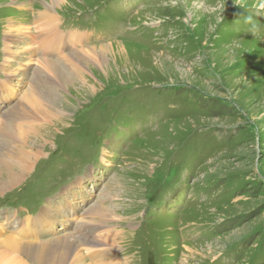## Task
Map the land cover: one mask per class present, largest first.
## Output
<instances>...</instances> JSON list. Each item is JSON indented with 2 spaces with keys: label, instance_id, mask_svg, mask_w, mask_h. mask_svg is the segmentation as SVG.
Here are the masks:
<instances>
[{
  "label": "rangeland",
  "instance_id": "rangeland-1",
  "mask_svg": "<svg viewBox=\"0 0 264 264\" xmlns=\"http://www.w3.org/2000/svg\"><path fill=\"white\" fill-rule=\"evenodd\" d=\"M259 2L60 0V31L82 38L78 51L105 48L104 60L83 62L51 96L63 114L17 125L34 158L0 193V225L46 215L45 240H55L114 214L94 231L116 238L109 264H264ZM51 3L0 0V121L10 124L32 85L48 94L41 64L23 52L40 47L34 36L13 42L9 32L33 31ZM8 78L15 93L4 97ZM11 149L0 141V167Z\"/></svg>",
  "mask_w": 264,
  "mask_h": 264
},
{
  "label": "bare ground",
  "instance_id": "bare-ground-1",
  "mask_svg": "<svg viewBox=\"0 0 264 264\" xmlns=\"http://www.w3.org/2000/svg\"><path fill=\"white\" fill-rule=\"evenodd\" d=\"M59 1L60 0H52L51 4H46L45 9L36 14V26L33 31L27 32L29 30V28H27V23H21L22 28L17 29L16 32H9L11 36L10 39L13 42H15V38H17L16 41L19 42L25 40V38L30 35L34 36L31 37V39L33 38L35 44L40 47L38 49H32V46H30L29 50L24 49L23 52L27 54V52L30 51V53H32L30 54V60H38L41 64L42 69L38 71V74L44 76L43 79L45 81L42 83L47 86L45 87V91L48 94H43L40 90L41 88L39 89L35 87V85H32L29 92L23 96L22 102H19L20 105L17 111H14L15 114H13V118H9L10 124L4 121L8 116H5L4 120L0 121V141L12 148L11 151H6V153H4L5 155L9 154L6 156L7 161L4 163V160L3 166L0 167V193L5 191L8 187L20 182L21 178L28 171L31 161L34 158V155L31 154L32 152L26 150L29 146L26 142L28 135L21 138L17 133V125L22 122L27 128L30 126L35 130L38 126V121H45L47 119L52 121L56 115L63 114L64 112L55 106L56 104L54 102L56 99L55 101L52 100L51 96L55 95L56 92L59 93L60 90L62 91L66 85L72 82L73 78L79 77L78 69L80 70L83 67V62L89 63L91 60L93 62L94 56L97 55L100 56L102 62L104 60L105 48H100L99 53H97L95 49L94 51L92 50V55L84 51H78L75 47L79 42H83L81 40L82 38L77 39L69 37L66 33L60 31V27L57 23L58 17L54 11V6H56ZM66 47L74 49L76 55L69 56L70 54H66ZM16 53H18L16 50L11 51L9 57L14 58ZM56 57L62 58L60 63L64 64L63 69L59 68ZM7 80L8 83L7 81H3L2 85L3 88H5L4 97L7 96L5 95L6 93H15L14 86L10 84L11 80L9 78ZM9 127L11 129H9ZM19 144H23L22 148L17 147ZM13 145H15L16 148H13ZM45 216L46 215H43L37 219L27 218L18 221L16 226L9 224L10 226L5 227L0 225V264L111 263L112 257L106 259L111 253H106L105 250H111L114 248L113 246H116V238L112 236L105 239L99 235V233H94V231L97 230L100 232L102 225L115 219L116 215L111 214L110 217L100 215L99 218L91 216L89 222H84V226L79 228L78 231L76 230V236L72 235V237L55 240H45L42 231L46 226L44 225ZM83 250L90 253L88 254L90 258H92L91 262L84 258Z\"/></svg>",
  "mask_w": 264,
  "mask_h": 264
},
{
  "label": "clouds",
  "instance_id": "clouds-1",
  "mask_svg": "<svg viewBox=\"0 0 264 264\" xmlns=\"http://www.w3.org/2000/svg\"><path fill=\"white\" fill-rule=\"evenodd\" d=\"M237 5L243 7V3H236ZM254 7L256 8L257 12H260L262 10H264V0H260V2L256 5H254ZM247 22L252 24V28L253 30H255L257 28V25H255V23H253V18L252 17H248L247 18Z\"/></svg>",
  "mask_w": 264,
  "mask_h": 264
}]
</instances>
